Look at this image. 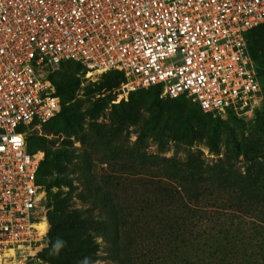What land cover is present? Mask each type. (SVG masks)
<instances>
[{"label": "built area", "instance_id": "2783aa9c", "mask_svg": "<svg viewBox=\"0 0 264 264\" xmlns=\"http://www.w3.org/2000/svg\"><path fill=\"white\" fill-rule=\"evenodd\" d=\"M262 23L264 0H0V264L47 232L27 135L61 110L62 61L112 69L125 92L159 85L204 112L249 114L263 96L247 33Z\"/></svg>", "mask_w": 264, "mask_h": 264}, {"label": "trees", "instance_id": "16d2710c", "mask_svg": "<svg viewBox=\"0 0 264 264\" xmlns=\"http://www.w3.org/2000/svg\"><path fill=\"white\" fill-rule=\"evenodd\" d=\"M253 29L247 33V42L261 84L257 59L262 57H257L251 47ZM65 62L84 66L72 60L59 65ZM84 69L88 71L85 66ZM51 74L61 108L66 104L57 114L60 119L54 124L55 134L73 132L86 115L96 118L98 106L95 103L86 108L79 100H73L82 82L80 76L59 74L52 78ZM111 77L121 79L113 73ZM103 85L102 81L92 82L86 84V88L89 94L99 93ZM150 87L162 92L159 85ZM148 127L155 129L149 135L158 138L160 145L168 142L165 123L161 128L159 122ZM184 134L189 132L184 131ZM192 143L191 140L187 144L192 146ZM77 149L73 142L63 140L59 147L46 149L40 162L41 166L52 161L57 169L43 184L50 189L57 187L56 193L66 194L58 197L54 193L47 201L50 251L46 258L51 264L90 263L101 245L96 237L110 242L113 256L120 257L126 264H264V166L257 167V172L247 169L243 173L236 172L235 164L227 158L208 160L198 149L189 151L182 160L162 158V167L144 170L149 180L146 179L145 196L138 202L131 201L132 193L124 189L126 182L134 181L135 173L122 169L120 174L112 175L109 169H104V173L97 174L98 169L87 154L80 157L73 153ZM251 160L259 164L257 155ZM72 161L84 163L78 172L81 179L77 180L83 188L81 193H93L100 198L95 190L99 188L104 192L99 201L108 217L94 221L86 214L85 218V210L75 208L71 195L60 188H73L75 176L67 167ZM40 166L37 179L41 184ZM110 181L113 182L110 184Z\"/></svg>", "mask_w": 264, "mask_h": 264}, {"label": "rangeland", "instance_id": "374dc122", "mask_svg": "<svg viewBox=\"0 0 264 264\" xmlns=\"http://www.w3.org/2000/svg\"><path fill=\"white\" fill-rule=\"evenodd\" d=\"M250 42L255 55L262 57L257 61L263 97L259 106L249 114L225 112L215 115L203 112L190 97L172 99L164 96L157 87L125 92L121 88V79L111 77L113 71L86 72L84 66L65 62L52 72L51 77L56 78L59 74L80 76L82 82L73 100H79L86 108L95 103L98 106V115L96 118L86 115L80 127L63 134H55L53 131L60 115L47 123H35L28 128L29 147L33 152H42V161L46 149L59 147L61 142L67 139L78 148L73 151L75 155L83 157L87 154L91 164L98 169L97 174L104 173V169H109L112 175L120 174L122 169L135 173L134 181L126 182L124 189L132 193L131 201L135 199L138 202L145 196L146 179L149 180L145 177V169L162 167V158L176 157L182 160L194 149L200 150L208 160L227 158L230 163L235 164L236 172L243 173L245 169L257 172V167L264 166V23L252 30ZM101 81L104 82L102 90L89 94L86 84ZM65 105H62L61 112ZM155 122H159L160 128L164 123L167 126L164 133L168 142L165 145H160L158 138L149 135L155 129L148 125ZM184 131L189 134L185 135ZM191 140L192 146L187 144ZM255 155L259 164L251 160ZM83 165L81 162H69L68 170L75 176L73 188H60L71 195L75 208L85 210V218L86 214H89L94 221H98L108 217L105 207L100 205L99 201L104 192L99 188L95 190L100 198L93 193H81L83 188L77 180L81 179L78 172H81ZM56 172L52 161L41 163L39 178L44 190L42 215L46 218L47 232L36 242L19 248L12 264H51L46 258L50 251L47 201L55 195L58 188H48L43 184V180L46 177L49 179ZM113 181H110V184ZM56 195L63 197L66 194ZM96 238L101 245L88 264H126L119 260L120 257L113 256L110 242ZM119 245L122 246L120 243ZM151 254L154 255L152 252ZM148 258L149 255L146 259Z\"/></svg>", "mask_w": 264, "mask_h": 264}, {"label": "bare ground", "instance_id": "6f19581e", "mask_svg": "<svg viewBox=\"0 0 264 264\" xmlns=\"http://www.w3.org/2000/svg\"><path fill=\"white\" fill-rule=\"evenodd\" d=\"M107 71H113V70L112 69H109V68H106V69L95 70V71H92V72L103 73V72H107ZM40 227H41L42 233H43L44 223H42V225Z\"/></svg>", "mask_w": 264, "mask_h": 264}]
</instances>
